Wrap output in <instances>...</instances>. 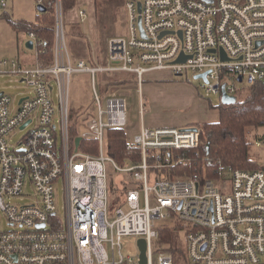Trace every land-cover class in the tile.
<instances>
[{
	"label": "built area",
	"instance_id": "obj_1",
	"mask_svg": "<svg viewBox=\"0 0 264 264\" xmlns=\"http://www.w3.org/2000/svg\"><path fill=\"white\" fill-rule=\"evenodd\" d=\"M36 4L54 14L52 62L37 59L40 42L32 32L26 42H32L36 54L33 65L0 59V76L16 78L31 91L17 105L0 93V212L10 227L0 231V264H140L138 247L135 257L122 253L124 237L145 242V264H173L157 240L160 229L175 226L188 264H264V168L220 167L214 178L169 176L190 161L178 152L197 146L201 125L147 126L142 92L145 75L162 71L206 73L207 83L199 79L205 98H220L222 86L235 96L238 78L264 83V0H121L116 22L124 32L106 33L104 55L90 65L73 63L69 55L62 0ZM6 8L7 1L0 0V14ZM78 18L84 22L85 12L79 11ZM180 57L184 62L177 63ZM74 73L89 76L94 118L86 117L72 136L67 97ZM99 73L133 75L132 115L122 92L107 87L103 96L98 93ZM54 86L57 111L51 99ZM131 119L139 124L130 134ZM30 126L11 145L10 135ZM108 129L125 131V151L138 153L137 163L119 167L106 154ZM83 140L95 141L97 152L80 151ZM254 146H264V139ZM105 163L126 175L110 215ZM60 181L63 218L55 205ZM25 199H30L26 205L12 202ZM163 221L169 224L158 226Z\"/></svg>",
	"mask_w": 264,
	"mask_h": 264
},
{
	"label": "rangeland",
	"instance_id": "obj_2",
	"mask_svg": "<svg viewBox=\"0 0 264 264\" xmlns=\"http://www.w3.org/2000/svg\"><path fill=\"white\" fill-rule=\"evenodd\" d=\"M6 1L7 8L0 14V59L15 58L22 64L33 65L36 59V54L34 51L25 48L27 33L13 30L9 22L24 21L29 23L36 21V16L39 14L36 11V0ZM79 4L80 6L75 7V11L78 14V10H81L86 14L84 22L79 23L81 32H83L85 37L80 40V38L76 36L70 34L67 35V30L70 31L75 28L73 24L68 23V13L63 15L66 48L73 63H76L78 60H83L87 65L89 64V61L100 62L104 55L105 34L108 32L122 34L124 32L121 23L119 21L116 22L120 16L121 0H105L104 2H101L100 10L95 9L94 0H79ZM104 22L106 24H104ZM119 74L120 75H117L116 77L123 78V80H126L127 82L122 87L119 86L114 92H122L125 94L129 106V115H132L135 108L134 104L136 103L134 100L136 93L133 90L134 82H128L131 78L130 74ZM96 83L98 93L103 96L102 92L104 89L109 87L110 83H113V77L99 73L96 75ZM202 84L203 82L201 80H194L193 75L190 73H185L182 76H175L171 75L168 71H162L145 75V82L142 89L143 99L147 107L144 116L145 124L147 126H149V123H154L153 125L159 126L177 125L182 127L186 124L191 125L198 121H207L208 118L209 120L218 118L216 108L220 104V98L217 95H210L205 98L204 91L201 87ZM233 84L236 88V99L244 100L248 93V81L246 79L242 82L234 81ZM2 92L10 96L17 105L19 100L28 96L31 91L26 84L20 83L16 78L5 75L2 77L0 76V93ZM51 99L54 109L57 111L58 98L56 95V86H54L53 92L51 93ZM67 100L70 110L71 125L81 127V124L86 117L88 119L94 118L92 117L94 115V103L90 93L89 76L87 74L74 73L72 75ZM93 122L95 121L89 120L87 123L90 124ZM138 124V120H130L128 127L130 134V129H137ZM200 127L201 126H199V128ZM31 128L32 126L25 130L14 131L9 137L11 145L18 144ZM82 129L86 130V127ZM129 136L131 135H128V138ZM263 136L264 128H259L248 134V139L251 143L249 155L259 167L264 165V146L256 147L254 146V142ZM189 162L190 161H187L185 164ZM185 164H179L176 166L169 176H172V174L175 175V177L185 176L186 174L177 173L179 172V169L181 170L184 168ZM105 172L108 187L107 212L110 215L111 213H114L115 209L118 207L116 202L117 192L123 190L126 175L125 173H120L114 170L109 163H105ZM148 183L149 185L154 184L153 180H149ZM55 190L57 216L63 218L64 199L61 181L55 185ZM12 202L16 205H26L30 202V199L13 200ZM164 224L169 223L163 221L158 223V226L164 227L166 226ZM9 229L10 227L8 226L5 217L0 212V231H7ZM180 242L184 248L181 234ZM121 244L122 253L125 257L136 256L137 238L124 237Z\"/></svg>",
	"mask_w": 264,
	"mask_h": 264
},
{
	"label": "trees",
	"instance_id": "obj_3",
	"mask_svg": "<svg viewBox=\"0 0 264 264\" xmlns=\"http://www.w3.org/2000/svg\"><path fill=\"white\" fill-rule=\"evenodd\" d=\"M103 0H94V7L100 10ZM76 0H62L63 15L67 14L75 6ZM13 30L17 32H32L40 44L37 47V59L48 65L52 62L50 49L54 42V14L47 9L36 16L34 22L15 21L9 22ZM75 29L67 30V35H73L83 39L85 36L81 32L79 23L73 24ZM68 37V36H67ZM95 62L89 61V65ZM115 75V76H114ZM119 73L113 74L111 89L116 90L127 81L116 77ZM131 75V74H130ZM120 77V76H119ZM128 82H134L133 75ZM211 107V105H210ZM218 121L211 124L202 125L199 129L198 144L194 149L185 153L190 162L184 168L179 169L178 174H198L201 178H214L220 167H230L232 169L255 171L263 169L251 159L249 148L251 143L248 134L259 128H264V83H250L248 93L244 100H237L234 104H219ZM72 114V113H71ZM71 135L77 133L76 126H70ZM264 139V136L259 140ZM127 135L123 129H108L106 131V154L114 160L119 167L127 164H134L140 160L138 153L133 156L127 155L125 146ZM96 142L83 140L80 151L89 154L97 152ZM181 171V172H180ZM159 243L165 247L164 250L172 256L173 264H188L184 254V248L180 242V231L177 226L160 229L158 233Z\"/></svg>",
	"mask_w": 264,
	"mask_h": 264
},
{
	"label": "water",
	"instance_id": "obj_4",
	"mask_svg": "<svg viewBox=\"0 0 264 264\" xmlns=\"http://www.w3.org/2000/svg\"><path fill=\"white\" fill-rule=\"evenodd\" d=\"M36 11L38 13H43L46 11V9L42 6H37L36 7ZM138 27L141 31V26H140V19L138 20ZM25 48L27 50H32V42L31 41H27L25 43ZM212 53L215 52V51H211ZM221 54H222V58L224 59V53L223 51L221 50ZM180 62H184V59L182 57H180L178 60H177V63H180ZM206 73L204 74H200V75H195L193 76V79L194 80H199L201 79L204 83H207V80H206ZM238 82H241V79L238 78L237 79ZM220 91H221V95H220V103L223 104V105H231V104H234L236 102V97L235 96H229L226 91H225V87L222 86L220 88ZM193 130H196V129H193ZM79 141L80 139L77 138L75 140V146H78L79 145ZM137 247H138V250L140 252V260H141V263L140 264H145V242L143 240H138L137 241Z\"/></svg>",
	"mask_w": 264,
	"mask_h": 264
},
{
	"label": "crops",
	"instance_id": "obj_5",
	"mask_svg": "<svg viewBox=\"0 0 264 264\" xmlns=\"http://www.w3.org/2000/svg\"><path fill=\"white\" fill-rule=\"evenodd\" d=\"M105 0H103L102 2H104ZM76 2H77V4H76ZM76 2H75V6L73 7V9H71L69 12H68V23L69 24H75V23H83V22H78L79 21V18H78V14L76 13V11H75V7L77 6H80V4H79V0H76ZM80 9V8H79ZM79 11H81V10H78V12ZM104 24H106L105 22H104ZM83 33V32H82ZM79 38V37H78ZM80 40H82L81 38H80ZM152 74V73H151ZM218 121V118H216V119H214V120H209V118L207 119V121H202V122H200V121H198V122H195V123H193V124H198V125H206V124H211V123H215V122H217ZM186 125H190V124H186ZM192 125V124H191ZM156 126H159V125H156ZM161 126H164V125H161ZM174 126H177V125H174ZM185 126V125H184Z\"/></svg>",
	"mask_w": 264,
	"mask_h": 264
}]
</instances>
